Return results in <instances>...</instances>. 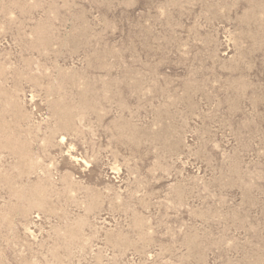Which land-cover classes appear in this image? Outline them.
Listing matches in <instances>:
<instances>
[{
    "label": "rangeland",
    "instance_id": "374dc122",
    "mask_svg": "<svg viewBox=\"0 0 264 264\" xmlns=\"http://www.w3.org/2000/svg\"><path fill=\"white\" fill-rule=\"evenodd\" d=\"M0 264H264V0H0Z\"/></svg>",
    "mask_w": 264,
    "mask_h": 264
}]
</instances>
